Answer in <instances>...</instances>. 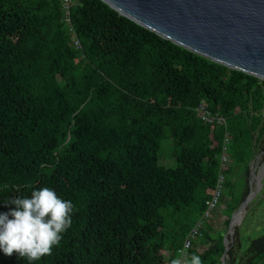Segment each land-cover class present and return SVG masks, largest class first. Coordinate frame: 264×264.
Returning a JSON list of instances; mask_svg holds the SVG:
<instances>
[{
  "label": "trees",
  "instance_id": "16d2710c",
  "mask_svg": "<svg viewBox=\"0 0 264 264\" xmlns=\"http://www.w3.org/2000/svg\"><path fill=\"white\" fill-rule=\"evenodd\" d=\"M63 18L57 0H0V214L15 209L9 199L49 187L75 210L35 264H171L216 189L226 135L227 225L250 194L251 164L264 153V81L101 0H73L81 49ZM201 105L226 126L203 122ZM166 137L176 168L160 164ZM224 239L208 225L190 257L222 264ZM227 255V264H264V233L245 247L234 230ZM0 264L28 262L0 252Z\"/></svg>",
  "mask_w": 264,
  "mask_h": 264
},
{
  "label": "water",
  "instance_id": "95a60500",
  "mask_svg": "<svg viewBox=\"0 0 264 264\" xmlns=\"http://www.w3.org/2000/svg\"><path fill=\"white\" fill-rule=\"evenodd\" d=\"M101 1L190 52L264 81V0ZM251 169L256 190L250 189L247 199L231 217L222 264H227L235 228L261 189L264 164L258 175Z\"/></svg>",
  "mask_w": 264,
  "mask_h": 264
},
{
  "label": "clouds",
  "instance_id": "9594fccd",
  "mask_svg": "<svg viewBox=\"0 0 264 264\" xmlns=\"http://www.w3.org/2000/svg\"><path fill=\"white\" fill-rule=\"evenodd\" d=\"M4 204L15 205V209L0 214V252L7 257L15 253L28 264L51 256L72 226L73 203L49 187L33 190L30 198L16 196ZM185 255L181 253V257ZM171 264H203V261L198 255H191L190 259H173Z\"/></svg>",
  "mask_w": 264,
  "mask_h": 264
},
{
  "label": "rangeland",
  "instance_id": "374dc122",
  "mask_svg": "<svg viewBox=\"0 0 264 264\" xmlns=\"http://www.w3.org/2000/svg\"><path fill=\"white\" fill-rule=\"evenodd\" d=\"M160 164L166 168H176V156H175V144L173 139L166 137L162 141L161 150L159 153ZM264 164V153L260 152L257 154L256 159L252 162L251 167L255 175H258ZM249 186L253 191L256 190V180L249 176ZM244 180V173H240L235 179L234 182H239ZM226 201H229V198H226ZM226 203H224L220 209H218L216 216L213 220V227L217 231H222L225 235L229 231V225H227V216L225 215ZM238 211V210H237ZM236 211V212H237ZM239 230V234L242 238L244 246L247 247L250 240L256 239L263 235L264 233V175L261 181V189L256 197L249 203L247 206L243 219L238 223V226L235 230ZM200 251L203 252L205 247L200 246Z\"/></svg>",
  "mask_w": 264,
  "mask_h": 264
},
{
  "label": "built area",
  "instance_id": "2783aa9c",
  "mask_svg": "<svg viewBox=\"0 0 264 264\" xmlns=\"http://www.w3.org/2000/svg\"><path fill=\"white\" fill-rule=\"evenodd\" d=\"M57 1H59L62 4L63 12H64L63 19L64 22L68 25L69 31L72 34L71 44L76 49H81L82 45L75 33V30L71 22V8L73 5V0H57ZM196 111L199 118L203 122L209 125L226 126L225 118L209 111L206 105L199 106ZM227 144H228V135H226L223 154L221 156V171L218 177L216 189L214 190L212 198L206 204L205 212L187 235L186 239L184 240L183 246L178 250V258L190 259V251L193 249L194 241H196L202 236V233L206 230L208 225H213L212 223L216 216V213L218 209H220V207L222 206L225 184L227 181L225 171L227 169L230 160L227 154L228 152ZM182 252L186 254L183 257H181Z\"/></svg>",
  "mask_w": 264,
  "mask_h": 264
},
{
  "label": "bare ground",
  "instance_id": "6f19581e",
  "mask_svg": "<svg viewBox=\"0 0 264 264\" xmlns=\"http://www.w3.org/2000/svg\"><path fill=\"white\" fill-rule=\"evenodd\" d=\"M241 218V217H238V219Z\"/></svg>",
  "mask_w": 264,
  "mask_h": 264
}]
</instances>
